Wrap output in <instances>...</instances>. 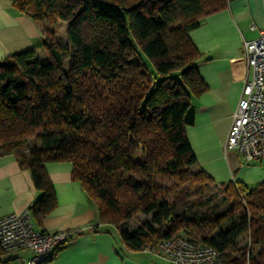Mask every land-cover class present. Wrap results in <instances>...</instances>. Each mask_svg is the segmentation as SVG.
Listing matches in <instances>:
<instances>
[{
  "label": "trees",
  "instance_id": "trees-1",
  "mask_svg": "<svg viewBox=\"0 0 264 264\" xmlns=\"http://www.w3.org/2000/svg\"><path fill=\"white\" fill-rule=\"evenodd\" d=\"M11 2L40 28L47 57L39 60L31 48L0 59V154H14L30 171L40 192L28 207L34 222L57 204L44 163L69 161L71 179L94 202L98 222L114 225L129 249L183 235L217 249L223 264H264V183L217 184L194 171L185 130L194 119L192 98L207 89L189 32L227 0ZM61 20L65 43L53 27ZM136 44L153 74L142 62L141 71L124 72ZM32 138L36 143L27 147ZM168 179L185 187L165 188ZM210 186L231 201L228 210L191 212L188 199ZM139 212L151 218L127 227ZM3 260L9 259L0 244Z\"/></svg>",
  "mask_w": 264,
  "mask_h": 264
},
{
  "label": "crops",
  "instance_id": "crops-1",
  "mask_svg": "<svg viewBox=\"0 0 264 264\" xmlns=\"http://www.w3.org/2000/svg\"><path fill=\"white\" fill-rule=\"evenodd\" d=\"M260 29H264V0H227L224 9L208 14L189 32L201 53L196 69L207 89L192 98L194 119L185 130L196 157L193 168L204 170L217 184L232 180L249 185L264 183V157L245 161L237 150L224 148L248 76L242 43L258 37ZM41 41L36 23L18 11L11 0H0V59L38 49ZM44 168L57 204L36 224L48 231L71 229L74 233L52 259L42 264H169L154 247L129 249L114 225L98 222L94 202L80 183L71 179V162L47 161ZM39 194L30 171L18 164L16 156L0 154V217L20 213ZM4 255L9 260L0 264H19L27 260L29 252Z\"/></svg>",
  "mask_w": 264,
  "mask_h": 264
},
{
  "label": "built area",
  "instance_id": "built-area-1",
  "mask_svg": "<svg viewBox=\"0 0 264 264\" xmlns=\"http://www.w3.org/2000/svg\"><path fill=\"white\" fill-rule=\"evenodd\" d=\"M242 49L248 76L233 112L224 148L237 150L249 161L264 157V29L259 30L258 37L243 41ZM73 233L71 229L40 228L28 208L0 217V244L4 252H29L27 260L19 264H42ZM154 250L169 264H223L217 249L183 235L159 241Z\"/></svg>",
  "mask_w": 264,
  "mask_h": 264
},
{
  "label": "rangeland",
  "instance_id": "rangeland-1",
  "mask_svg": "<svg viewBox=\"0 0 264 264\" xmlns=\"http://www.w3.org/2000/svg\"><path fill=\"white\" fill-rule=\"evenodd\" d=\"M54 29L57 32V35L59 36L62 43L67 42V35H66V27L67 23L65 20L57 21L54 24ZM38 46V45H37ZM37 48V47H36ZM136 50H129L127 52V62L123 65L124 72L128 74L135 73L136 70L141 71V62L144 64L146 69L150 74L154 73V65L152 61L141 54L139 52V55L137 54V50L139 49V46L135 45ZM38 52V58L41 61H44L47 59L45 51L42 47H39L37 49ZM137 67V68H135ZM66 64L62 67V70H66ZM136 69V70H135ZM36 143L35 139H29L26 143L27 147H31ZM195 171V169H193ZM162 185L165 188H171L173 191H180L182 188L185 187V185L181 182H175L173 180H165L161 182ZM221 188L210 186L206 191L193 194L190 199H188L190 205H192L191 212L195 213H208L210 216H214L218 213L226 212L231 204V201L228 199H225L222 195ZM175 195V194H172ZM174 196H171L170 199L172 200ZM188 213V211H187ZM151 218L150 214H143V213H137L130 219L126 221V226L131 228L139 225L140 223H143L144 221H148ZM35 221V220H34ZM16 261V260H15ZM18 262V261H17Z\"/></svg>",
  "mask_w": 264,
  "mask_h": 264
}]
</instances>
